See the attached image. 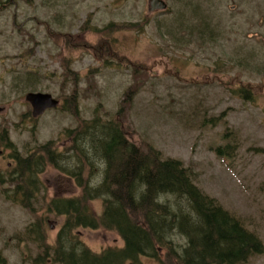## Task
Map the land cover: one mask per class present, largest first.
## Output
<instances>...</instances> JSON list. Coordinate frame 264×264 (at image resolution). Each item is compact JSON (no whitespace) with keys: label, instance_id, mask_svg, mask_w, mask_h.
<instances>
[{"label":"rangeland","instance_id":"374dc122","mask_svg":"<svg viewBox=\"0 0 264 264\" xmlns=\"http://www.w3.org/2000/svg\"><path fill=\"white\" fill-rule=\"evenodd\" d=\"M165 1V10L149 11L148 0H0V171L7 179L14 164L10 158L14 148L5 146L3 133L23 156L33 154L37 145L54 143L57 162L65 161L68 170L46 162L33 177L35 183L25 185L35 191L27 205L6 196L11 183H0V264H41L42 258L43 264H62L51 261V255L43 257L45 250L57 248L67 220L66 215L48 210L49 201L78 196L75 171L83 165L84 180V149L89 157L95 155L91 136L90 144L85 137L89 130L79 142L74 129L83 121L96 123L97 117L100 123L111 119L122 123L117 114L120 103L133 143L151 145L163 157L191 167L194 183L264 245V0ZM203 9L209 27L219 19V32L206 34L210 37L201 43L184 28L195 27L194 20L200 23ZM183 12L187 14L181 16ZM172 18L171 27H180L178 34L187 43L166 34L165 24ZM179 20L183 27L176 23ZM110 23L113 26L107 29ZM125 23L137 25L119 28ZM59 31L70 36L71 48L52 34ZM102 41L142 65L146 78L130 100L123 102L133 81L131 72L123 65H107L108 58L96 54ZM62 57L69 60L62 62ZM74 87L76 114L70 100ZM236 87L249 90L252 98L238 96ZM29 91L49 93L67 105L33 118L24 99ZM228 144L224 157L218 155L216 147ZM99 167L93 168L94 180L100 176ZM87 204L100 214V198ZM37 218L49 247L37 230L26 234ZM70 234L76 236L71 243L77 248L85 245L97 253L123 244L116 232L103 228L77 226L66 231V237ZM169 237L176 244L185 243L175 232ZM158 254L163 255L162 249ZM140 260L160 264L147 256ZM247 264H264V253L250 256Z\"/></svg>","mask_w":264,"mask_h":264},{"label":"trees","instance_id":"16d2710c","mask_svg":"<svg viewBox=\"0 0 264 264\" xmlns=\"http://www.w3.org/2000/svg\"><path fill=\"white\" fill-rule=\"evenodd\" d=\"M186 6H183L185 10H190ZM187 13L183 12L180 15ZM200 15L202 21L198 23L194 20L196 26L191 28L186 25L184 31L189 36L194 34L195 39L201 40L202 43L206 37H210L206 34L219 32V19L214 26L209 27L208 15L204 9ZM193 17L199 19L196 13ZM172 21L173 18L170 23L165 24L167 27L165 32L170 38L181 41L183 38L178 34L181 28L173 30ZM176 23L179 26L183 24L181 20ZM136 25V23H125L120 24L119 28L131 29ZM111 26L113 23L105 27L110 29ZM114 27L118 28L117 25ZM83 29L84 22L79 26L80 31ZM52 34L59 42L61 40L64 46L72 47L70 36L64 31L52 32ZM94 50L97 55L108 58L105 61L107 65L111 63L117 66L123 65L130 70L133 81L124 92L123 102L124 99L130 100L131 95L136 93L146 78V74L141 71L142 65L138 62L135 64L129 57L117 53L108 41H102ZM61 60L65 62L69 58L62 57ZM63 67L65 71L68 70L65 63ZM75 92L74 87L70 97L74 114L77 113ZM235 92L244 99L252 98L250 91L242 87H236ZM64 102V105L59 104L58 107L64 109L67 105L65 100ZM120 105L117 114L122 118V123L115 119L100 123L99 117L96 116V123L83 121L74 129L78 134L79 142L82 134L89 130L85 137L88 136L87 144H90L91 136L95 155L89 157L86 153L87 149H84L86 161L84 171H87L84 172V180L81 170L83 165L78 166L75 171L80 194L76 197L52 198L49 201L48 210L66 215L67 220L63 227L65 232L63 233L62 230L57 238V248L53 252L45 250L43 257L51 255V261H59L62 264H126L128 262L142 264L140 256L153 258L160 264H247L250 256L264 253V245L258 237L244 227L235 215L223 208L214 197L204 193L194 183L195 172L191 167L185 166L180 159L163 157L151 145L143 148L128 138L127 132L130 128L124 123V114L121 111L124 106L121 103ZM8 139V133H3L5 146L14 148L10 155L14 164L9 168L11 171L7 179L0 171V183L3 184V180L11 183L13 185L11 193L6 191V196L27 205L30 203V194L35 196V191L33 188L25 187L26 183L28 181L35 183L33 177H37L46 162L58 163L56 156L58 152L52 147L54 143L48 141L37 145L33 154L28 152L23 156L15 150ZM228 146L229 144L225 147L217 146L218 155L224 157L223 150L226 151ZM63 163L65 161L61 162L62 165L58 163V169L67 172ZM97 165L101 168L100 176L94 180L93 168ZM94 198H100L102 201L101 212L98 215L91 212L87 204V200ZM37 220L30 223L31 229H28L26 234L29 235L37 230L40 233L39 238L43 240L44 230L39 222L40 219ZM77 226L114 231L122 239L123 244L119 247L107 246L98 253L85 245L77 248L71 243V238L76 236L70 234V237H66V231L69 230L71 233ZM171 232L183 237L185 243L183 245L174 243L169 237ZM43 243L45 247H49L44 240ZM65 244L69 246L66 251L63 249ZM159 248L162 249L163 255L158 254ZM40 262L43 264L46 259L42 258Z\"/></svg>","mask_w":264,"mask_h":264},{"label":"water","instance_id":"95a60500","mask_svg":"<svg viewBox=\"0 0 264 264\" xmlns=\"http://www.w3.org/2000/svg\"><path fill=\"white\" fill-rule=\"evenodd\" d=\"M167 4L164 0H148V10H165ZM25 101L31 107V115L36 118L43 114L48 109L56 108L59 104V100L54 98L51 94L45 92H33L29 91L24 96ZM127 264H135L129 262Z\"/></svg>","mask_w":264,"mask_h":264}]
</instances>
